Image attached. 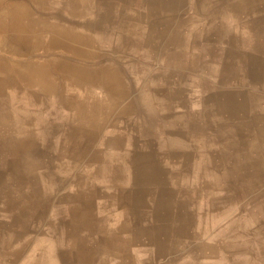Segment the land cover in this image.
<instances>
[{"label": "crops", "instance_id": "1", "mask_svg": "<svg viewBox=\"0 0 264 264\" xmlns=\"http://www.w3.org/2000/svg\"><path fill=\"white\" fill-rule=\"evenodd\" d=\"M21 1L26 2L28 0ZM46 2L47 6L44 8L35 2H31L32 6L25 8V11H21L23 9L3 10L0 8V29L1 27L7 28V35L13 40L15 38L13 30L18 28L14 26L15 19L16 17H21V15H24L27 20H39L46 22L48 25L55 24L65 28L76 27L72 23V19L82 22H85L86 19L97 20L98 17L94 15V10H96L101 18L103 14H109L108 18H113L112 22L108 21L110 24L103 23L102 28L109 27L111 30H121L124 31L122 33L131 36V41L123 44L121 42V45L128 47L127 51L132 54L123 55L117 50L118 53H115L109 59L103 60L105 63H108V61L127 60L129 57H133L130 60L142 61L150 58L155 61L162 59L167 62V54L165 55V53L169 51L165 50L166 47H172L170 51L180 54L177 47L179 49L180 46L201 43L195 41V39L199 38L210 41L211 38H207L205 35H215L216 39L219 40L221 38L220 41L224 39L220 43L237 47L235 51L231 50V53L236 54L238 58L241 57L240 61L237 60L240 62L236 67L237 70L241 69L247 72L253 69L251 64L255 61L258 64H264V0H91L92 4L96 5V8L89 13L74 18L69 15L68 0H46ZM196 13L207 15L206 19H203L202 28L195 26L197 22ZM214 14L218 15L219 18L217 16L215 17L216 19H213L211 15ZM213 20H215V23ZM93 22L100 23V21L97 22L95 20ZM122 24L123 26L121 27ZM198 29L204 30V33H201L204 37H201V35L197 37ZM77 30L96 37L93 31L89 32L80 26H78ZM133 30L134 32L131 33ZM139 31L141 38L139 46L142 49H139L141 53H135L136 47L134 46L135 44H132V41L137 40L136 37H139L137 36ZM151 31H154V37L153 40L148 41L146 38L148 39ZM114 44H110L111 46L103 44L99 47L101 51L112 49L115 51L117 46ZM161 45L165 46L163 55L157 59L151 58L147 47L155 46L156 50ZM245 47H250L251 51H247ZM117 48L120 50L119 47ZM239 48H244V50H239ZM43 51L40 50L39 52L43 53ZM0 58L18 59L20 57L9 55L3 57L0 55ZM226 68L227 70H232V72L235 70L228 59ZM254 68L259 70L261 66H255ZM245 75L248 74L246 73ZM84 86L88 87L87 85ZM129 87L130 90L133 89L131 84ZM91 88L97 98H99V91H96V89H101L100 85ZM142 88L146 89L145 87H138L136 90H143ZM81 89L82 93L85 94L86 88L82 87ZM245 89L247 88L242 86L238 92L236 91L237 89H232L226 90L225 93L250 94ZM28 92H35L37 95H41L37 87L28 89ZM147 92L149 93L148 88ZM102 93L105 92L102 91ZM160 93L162 94V90ZM73 94L75 93H65V95ZM43 98L44 100L41 102L39 100L35 102L36 100L33 98L35 103H32L29 97L18 102L16 104L17 111L22 112L21 117H27V122H19L15 128L11 129L9 134L0 135V141L10 139L15 142L21 140H31L33 142L37 148L35 153L23 151L17 155L23 165L33 157L51 166L50 169L38 170L39 175H45L44 178L42 177L43 180L45 179V183L38 185V188H42L47 192L44 197L45 199L47 198L45 215L24 216V218L27 217V224H20V214L18 213L17 215L14 212H10L11 208L8 207V201H4L0 197V264H66L63 261L62 252L68 257V254L72 251H69L66 243L64 244L62 240L58 241L57 239L58 237L65 238L66 225H62V229L55 231L54 228L56 226H53V224L57 221L65 223L72 221L75 216H72L71 210L79 205V202H74L73 198L65 200L64 197L74 196L79 191L84 194L90 191L96 192L95 200L92 203V219L96 227L106 231L101 235L108 236L109 239H112L114 235L117 236L114 238L131 242L136 236L135 232L141 233V236L139 235L140 241L129 246L128 264H193V259H205L202 258L203 254L197 248L191 251L190 239L181 240L179 236L181 229L186 227V225H191L192 231L197 230L196 225H194V214L191 213L190 224L185 220L189 210L193 211V206L190 209L186 205L185 200L187 198L184 190L189 187L192 188V174L195 166L202 161V158L197 162L193 153L191 154L189 151L183 152L179 149V135L184 134L181 124H187L188 130L192 131H195L196 127L200 126L192 119V116H189L188 119L185 116L186 119H182L183 117L179 118V115H174L172 111L167 112V114L170 113L172 116L166 118V126L174 130L175 133H172L173 139L178 141V143L171 144H167L163 140L164 137L168 136H160L161 134L155 133V136L149 139L142 132L141 128H143L147 120L143 114L142 117L137 116L136 113L118 116L115 124L98 131L99 136L96 137L93 148L99 153L100 160L95 162L90 159V153L77 155L76 151L72 150V147L67 144L69 128L70 131L75 128H78V131L86 130L83 129L82 123L75 118L76 109L65 107L64 103L56 101L55 96L52 94H46ZM226 99L224 98V100ZM160 100L165 105L168 104L162 98ZM160 102L157 104L153 101L159 112L164 109L170 110L166 106H162ZM225 113L230 116L227 111ZM130 116H137V120H132ZM139 119L144 120L143 123L141 120L139 122ZM181 119L182 121H180ZM121 123H124V127L130 125L132 127L131 131H137L138 129L140 134L137 133V135L139 134L144 140H140L141 137L138 138L137 135L134 137L132 134H127L128 130H130L127 127L124 131L121 129L120 133H117L116 126L121 125ZM115 134L122 136L120 146L103 141L104 138ZM115 146L119 148L117 149ZM47 147H49V151H47ZM185 153H188L190 158H187ZM112 154L117 155L112 156ZM93 157L95 158V155L92 154ZM122 157L135 159V162L129 160L124 162ZM207 160L210 162L209 158ZM5 162L0 161V175L4 177L11 172L5 166ZM181 162L182 166L180 165ZM105 163H108L111 171L107 172L104 170L105 172L101 173V165ZM154 163L156 168H160V171L164 172V174L161 176V183L156 181L149 184L147 181L151 179V176L142 172L151 171L147 167H152L151 165ZM115 166L118 169L120 168L119 170L122 167L125 168V175L128 176L127 183L120 182L118 186H114L107 180L112 171H115ZM135 167H140L141 171H138ZM181 170L184 171L183 178L178 182L174 176ZM46 173L54 175L46 176ZM208 173L210 172L208 171ZM48 179L52 180L53 183L50 184ZM63 179H66L69 183H66ZM1 185L2 183H0ZM13 185L23 186L21 189H26L27 191L34 187L31 181L26 182V184L18 183ZM181 189H183V192ZM128 191L131 192V196H134L131 207L121 200V197L125 196ZM48 193L51 198H48ZM161 199L167 201L170 209L166 213L164 210L161 211V216L158 217L155 214L154 206ZM201 200L203 201L204 198L200 197L194 203L205 206L201 204ZM85 204L83 203L80 206L81 210ZM210 210L211 208L209 212ZM205 215L208 217L203 226L206 223L209 226H213L222 220V216L219 217L221 219H213L210 213ZM82 216L86 217L85 214ZM120 226H123V228L119 229ZM24 228L27 230H24ZM147 234H158L161 239H167L168 243L174 241L176 245L183 249V253L174 257H170L169 254L157 255L156 245L149 240ZM82 235L86 239H93V237L97 239L100 236L93 234L92 237L86 230L82 231ZM211 235L212 229L207 234H201L196 237L193 240V244L202 242V240L207 244H214L212 243V238H210ZM226 237H228V233L226 229H222L214 237L215 239L217 238V242L215 239L213 240L223 246L225 242L221 244V239ZM185 245L188 248L185 249ZM107 260V264H121L123 257L121 254L113 252L112 255H108ZM206 260L210 261L211 257H207Z\"/></svg>", "mask_w": 264, "mask_h": 264}, {"label": "bare ground", "instance_id": "2", "mask_svg": "<svg viewBox=\"0 0 264 264\" xmlns=\"http://www.w3.org/2000/svg\"><path fill=\"white\" fill-rule=\"evenodd\" d=\"M31 2L37 3L42 8L47 6L46 0H28L26 2L21 0H0V8L3 10L23 9L21 11H25V8L32 6ZM67 3L70 8L69 15L72 18L89 13L96 8V5H93L91 0H68ZM94 12V15L98 17L97 20H94L97 22L100 21L99 24L90 19H86L85 22L72 19V23L76 25V27L71 26L65 28L55 24L48 25L46 22H41L39 20H27L24 15H21V17H16L15 19L14 26L18 28L13 30L15 34L13 40L7 35V28L1 27L0 55L3 57L9 55L20 58H0V135L9 134L11 129L15 128L19 122H27V117H21L20 115L22 112L17 111L16 104L18 102L28 97L30 101L32 100V103L38 100L41 102L44 100V95L52 94L55 96L56 101L64 103L65 107H73L76 109L75 118L82 123L83 129H86L78 131V128H75L70 131L69 128L67 133V144L72 147V150L76 151L77 155L90 153L91 160L95 162L100 160L99 153L93 148V143L96 137L99 136L98 131L111 124H115V120L117 121L118 116L134 113L139 117H142V114L144 117L146 116V124L141 130L149 139H152L156 133L161 134L160 136H168L163 138L167 144L178 143L172 136V133H175L174 130H171L172 128H167L165 122L166 118L171 117L172 114H160L154 106L151 96H149L147 92L148 86L145 85L144 87L146 89L142 88L143 90H136V88L130 90L129 85H126L121 76V69L118 66L103 61L111 58V56L118 52L123 55L132 54L127 51L128 47H123L124 45H121V42L123 44L131 41V36L122 33L124 31L121 30H111L109 27L102 28L103 23H108V21L112 22L113 18H108L109 14H103L101 18L96 10H94ZM26 20L27 22L25 23ZM78 26L89 32L93 31L96 37L79 32L77 30ZM122 26L123 24L121 27ZM127 30L129 31V29ZM133 32L134 30L131 31V33ZM153 32L154 31H151L146 40H153ZM161 34L162 32L160 36ZM114 36L116 37L112 39ZM137 36H139L136 37L137 40L132 41V44H135L134 46L136 47V51L134 52L142 49V47L139 46L141 42L140 31L137 33ZM103 44H114L119 47L120 50L115 47V51L114 49L101 51L99 46ZM164 48L165 46L161 45L155 52L149 50V56L155 59L161 57ZM40 50H44L43 53H40ZM181 54L182 53L179 55L172 51L165 53L169 62H178L183 58ZM96 85H100L102 91L105 92L106 98H97L95 92L91 88ZM33 87H37L41 95H37L35 92L29 93L28 89ZM82 87L86 88L85 94L75 90L73 91L75 94L65 95V93L72 91V89H79ZM243 97H245V95H243ZM33 98L36 100L35 102ZM224 98L227 99L221 100V107L229 113L231 120L244 118L247 115L249 109L247 99L237 101L235 100L236 97L232 94H227ZM160 104L170 109V105H165L163 101L160 102ZM261 120L264 121V119ZM220 124L218 125L221 127L227 125ZM223 129L225 128L219 129L223 132L218 131L216 135L217 138L216 140L214 139V142L218 141L219 145L222 147L221 153L218 155L212 154L211 156L210 152H207V155L204 152L205 155H202V161L198 162L192 174V188L189 187L184 190L187 198V200H185L186 205L190 209L193 206V211L191 212L189 210L187 219L185 218V220L190 224L192 219L191 216L194 214V225H196L197 230L192 231L191 225H186V227L181 229L179 236L181 240L186 238L190 239L191 251L197 248L203 254L202 258L205 259H193V264H264V239L261 238L254 243L251 242L246 235L243 236V238L246 237L243 242L237 238L226 237V242L223 246L219 245V243L207 244L203 240L202 242H195V244H193V240L196 237L201 234H207L208 231L212 229V226H209L207 223L203 226L208 217L205 214L209 213L207 212V208L203 205L194 203V201L196 202L197 199L203 197V195H208L209 191H213L211 189L212 187L216 189H233L234 186L237 185H232L231 182L237 180L241 182L240 188L242 189L240 191L243 193V195L240 196L238 193L240 188H235L236 193L234 197H230V200L234 202L235 200L232 199L236 197V200L242 204L238 207L229 208L228 211L224 210L223 212H219L216 215L211 214L213 219H221L219 217H224L227 213L232 215L237 208L246 210L243 201L247 197L252 198L254 204L249 210H246L245 219L260 221V218L264 215V122L258 121L257 124L251 126L253 130L248 132V136L243 135L239 139L236 137L235 132H228L225 135ZM121 140L122 136L116 134L103 139L104 142L110 144L114 143L113 145H119ZM49 144L47 145L49 146ZM204 146L206 145L204 144ZM47 148L48 150L45 149L49 151V147ZM115 148L118 149L119 147L115 146ZM23 151L35 153L37 148L31 140L15 142L6 139L5 141H0V161H6L5 166L11 170L5 177L0 175V183H2L0 186V197L4 201H8V207L11 208L10 212H14L17 215L18 213L20 214V224L26 225L28 216L45 215L47 198L45 199L44 197L47 192L42 188H38V185L45 183V179L43 180L45 175H39L38 170L50 169L51 166L33 157L23 165L21 159L17 157L19 152ZM92 154L95 155V158H92ZM115 155L117 154H112V156ZM185 155L187 158H190L188 153H185ZM210 156L211 160L209 162L207 157ZM122 159L124 162L126 160L135 162V159L132 160L129 157H122ZM151 166L152 167H147V169L151 171L142 172L151 176V179H149L147 183L150 184L156 181L161 183V176H163L164 172L160 171V168H156L155 163ZM101 167V173L111 171V167L108 163L101 165ZM115 167V171H112V174L109 175L107 180L114 186H118L120 182L127 183L128 176L125 175V168L122 167L121 170H119L120 168L118 169L117 166ZM135 169L141 171L140 167H135ZM223 170L224 172H221ZM208 171L210 173H208ZM183 172L184 171L181 170L174 176L178 182L183 178ZM52 175L54 174L46 173V176ZM27 177L28 179H26ZM48 180L50 184L53 183L52 180ZM29 181H31V183L33 182L34 185L30 191L21 189L23 186L13 185L18 183L26 184V182L28 183ZM63 181L69 183L66 179H63ZM181 191L183 192V189H181ZM257 195H263V197L260 199L256 197ZM95 197V191H90L86 194L79 191L75 193L74 196L64 197L65 200L73 198V201L79 202V205L73 207L71 210L72 216H75L72 218V221L70 220L67 223L57 221L53 224V226H56L54 228L55 231L62 229V225H66L65 238L58 237L57 239L58 241L62 240L64 244L66 243L69 251L71 250L72 252L68 254V257L62 252L63 261L66 262V264H107L108 255H112L113 252H116L123 257L121 264H128L129 246L140 241L141 233L135 232L136 236L131 242L129 240L125 241L114 238L117 237L114 235L112 236L114 239L112 237V239H109L108 236L101 235L106 231L96 227L92 219V203ZM48 198H51L49 193ZM133 199L134 196H131L130 191H128L125 196L121 197L123 203L130 207ZM256 200H262V202L257 203ZM83 203L86 204L81 210L80 206L83 205ZM216 206L213 199H208V207ZM154 208L155 214L158 217L161 216V211L164 210L166 213L170 209L167 201H163L162 199L156 202ZM83 214H85L86 217H83ZM24 216L27 217L24 218ZM42 224L44 223L42 222ZM120 228H123V226H120L119 229ZM245 228V232H248L249 228L247 226H245ZM24 230L27 229L24 228ZM84 230L88 231L92 237L93 234H98L100 236L97 237V239L95 238L96 240L94 237L93 239H86V237L82 235V231ZM230 230L231 228H226L227 233ZM147 236L149 240L156 245L157 255L162 256L164 254H169L170 257H174L175 255L177 256L183 253V249L176 245L174 241L168 243L167 239H161V236L158 234H147ZM215 241L217 242V238ZM186 248H188L187 245H185V249ZM209 256L211 257L210 261L206 260ZM71 257H73V260L70 259Z\"/></svg>", "mask_w": 264, "mask_h": 264}, {"label": "rangeland", "instance_id": "3", "mask_svg": "<svg viewBox=\"0 0 264 264\" xmlns=\"http://www.w3.org/2000/svg\"><path fill=\"white\" fill-rule=\"evenodd\" d=\"M211 16L213 19H216L215 17L218 15L214 14ZM206 17L207 15L205 14L196 13L195 18L197 22L195 26L197 28H202L203 19H206ZM213 22L215 23V20H213ZM201 33H204V30L198 29L197 37H200ZM201 37H204V35H201ZM205 37H209L211 40L199 38L195 39V41L201 43L180 46L179 49L177 47V50L182 53L181 55L183 57L178 62H166L162 59L155 61L150 58L142 61L130 60L133 59V57L115 62L108 61V63L118 66L121 69V76L126 85L131 84L133 88L147 85L149 96H151L154 103L158 104L161 98L165 103H168L167 105H170V110H160L161 114H167V112L172 111L174 115H179V118L183 117L182 119H186V117L188 119L189 116H192V119L200 125L196 127L195 131H192L188 130L187 124H181L184 134L179 135V149L183 152L189 151L191 154L193 153L197 162L200 161L202 155H205V153L207 155V152H210L211 156L212 154L218 155L221 153L222 147L219 145L218 141L214 142L220 128H225L223 129L225 135L228 132H235L236 137L239 139L243 135L248 136V132L253 130L251 126L257 124L258 121L264 122L261 120L264 119V64H258L255 61L251 64L253 69L247 72L241 69L237 70L236 67L240 64L239 61L241 57H239V59L236 54L231 53V50L235 51L237 47L220 43L223 42L224 39L220 41L221 38L218 40L215 35H205ZM147 48L150 51H156L155 46H148ZM245 48H247V51H251L250 47ZM165 50L170 51L172 47H166ZM239 50L243 51L244 48H239ZM139 52L138 50L135 53ZM227 59L230 60L231 65L235 69L233 72L226 68ZM255 66H261V69L258 70L254 68ZM246 73L248 75H245ZM242 86H245L247 88L245 90L250 94H245V97H243L244 94L240 93L232 95L236 97L235 100L237 101L247 99L249 103L248 113L244 118L231 120L230 116H228L221 107V100L227 96L228 93H225L226 90L237 89L236 91L238 92ZM75 90L82 93L81 88L72 89V91L69 92ZM161 90L162 94L160 93ZM96 91H99L100 97L104 96L106 98L105 93H102L101 89H96ZM204 113H206V115H204ZM130 117L132 120H137V116ZM182 119L180 121H182ZM140 120L143 123L144 120L139 119V122ZM220 123L227 125L221 127L218 125ZM116 127L117 133H120V130L122 129V131H124L127 126L124 127V123H121V125ZM128 128H130V130H128L127 134H132L134 137H136L137 133L140 134L137 127V131H131L132 127L130 125L127 129ZM139 134L137 135L138 138L141 137ZM140 140H144V138L141 137ZM204 144L206 146H204ZM211 156L208 157L210 160ZM180 165L182 166V162ZM221 172H224V170ZM231 184L237 186H234L233 189H216L212 187L211 189L213 191H209L208 195L206 194L201 197L204 198L203 201L201 200V204L205 205L207 212H209L211 208L209 213L216 215L219 212H223L224 210L228 211L229 208L238 207L242 204L236 200V197L232 199L235 200L234 202L230 200V197H234L236 193L235 188H240L241 182L233 180ZM241 189L242 188H240L239 191ZM239 191V195L242 196V191ZM256 197L261 199L263 195H257ZM208 199H213L217 206L208 207ZM243 202L246 210H249L254 204V200L250 197L244 199ZM256 202L259 203L262 202V200H256ZM246 210L237 208L234 214L229 215L227 213L226 216L224 215V217H222V220L213 225L212 235L210 237L212 238V243H215L213 239L216 234L226 228H231L228 232L229 238H237L242 242L246 238H243L244 235L254 243L260 238L264 239V215L260 218V221H250L245 219ZM219 226L221 227L219 228ZM245 226L249 228L248 232H245ZM223 242H226L225 238L221 239V244H223Z\"/></svg>", "mask_w": 264, "mask_h": 264}]
</instances>
